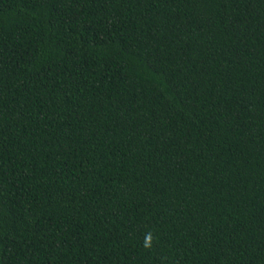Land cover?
<instances>
[{
    "label": "trees",
    "instance_id": "obj_1",
    "mask_svg": "<svg viewBox=\"0 0 264 264\" xmlns=\"http://www.w3.org/2000/svg\"><path fill=\"white\" fill-rule=\"evenodd\" d=\"M0 264H264V0H0Z\"/></svg>",
    "mask_w": 264,
    "mask_h": 264
}]
</instances>
